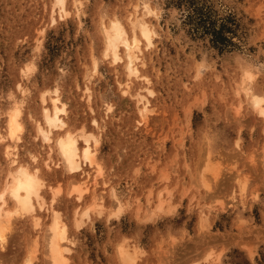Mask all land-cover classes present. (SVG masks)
Here are the masks:
<instances>
[{"label": "rangeland", "instance_id": "obj_1", "mask_svg": "<svg viewBox=\"0 0 264 264\" xmlns=\"http://www.w3.org/2000/svg\"><path fill=\"white\" fill-rule=\"evenodd\" d=\"M52 3L0 0V133L6 113L19 103L18 160L39 170L47 204L49 187L61 188L53 209L72 243L67 264H120L119 247L140 249L135 264H264V124L236 95L243 69L254 73L255 92H264V0H67L69 15L55 16V23ZM142 3L155 31L152 47L142 46L143 75L155 95L151 113L138 125L132 95L143 85L133 81L122 95L124 70L101 58L100 25L114 17L128 25V15ZM28 64L34 68L27 77L21 70ZM55 87L66 105L67 129L83 128L99 140L103 178L96 193L104 209L91 213L80 230L75 212L93 203L92 188L80 202L68 197L67 184L81 176H69L61 166L47 169L48 155L55 163L58 157L35 133L40 94ZM6 144L0 142L1 187L9 170ZM30 156L38 158L36 166ZM110 189L124 205L119 218L108 215ZM159 199L162 212L145 217ZM37 215L36 230L29 218L14 221L0 264H23L32 250L33 264H48L50 213Z\"/></svg>", "mask_w": 264, "mask_h": 264}, {"label": "bare ground", "instance_id": "obj_2", "mask_svg": "<svg viewBox=\"0 0 264 264\" xmlns=\"http://www.w3.org/2000/svg\"><path fill=\"white\" fill-rule=\"evenodd\" d=\"M79 5L80 2L74 5L76 12L79 10ZM140 5H135L133 12L128 15V25H125L114 17L107 22L102 20L100 28L103 38L101 58L108 60L113 65L122 66L124 70L126 81L120 84L122 87V95H128L130 93V84L133 81L141 82L143 85V88H139L132 95L137 105L139 116L137 123L138 125H143L147 116L151 113L150 98L155 94L149 87L151 84L150 80L143 75L144 62L142 60V46L146 49L152 47L155 31L149 21L151 10L146 3ZM50 13L52 23L56 21L55 16L60 20L67 17L69 15L67 0H53ZM29 66H31L33 71L34 67L32 64L25 65L21 70L23 76H27L32 72L27 71ZM97 72V62L95 59H92L91 74H96ZM253 74L246 69L242 70L240 86L238 85L239 90L236 92V95L239 93L242 94L252 112L261 118L264 124V116L260 115L261 112H264V92L256 93L253 89V82L255 83V76ZM17 88L23 92L20 84L17 85ZM83 91L89 93V88L85 86ZM39 99L42 120L35 122L36 137L49 146L51 152L53 151L51 146H53L55 154L58 157L55 163L49 154L43 161V165L47 169H50L51 165L55 167L61 166L67 175L81 176V180L67 184L70 185L68 187L69 190L67 189V196H74L78 202L92 188L93 203L75 212L74 228L80 230L85 221L89 219L91 213L100 215L104 209L102 196L100 193H96L98 181L103 178V168L96 158V148L99 140L96 135L91 132H86L83 128H80L77 132H72L67 129V124L64 120L67 113L66 105L62 102L57 87L52 90H44L40 94ZM89 99L90 96L87 97V100ZM109 108L111 109L107 105L106 113L110 112ZM17 111L18 115L16 114ZM90 111L93 114L92 108ZM21 116V105L14 103L5 115V134L2 135L0 133V142L8 143L5 145L4 155L9 162V170L4 177V184L2 187L0 186V250L5 248L9 231L16 219L29 218L33 229L36 230L40 226V218L37 217V212L48 211L50 213V222L46 227L45 235V251L48 264H67V256L71 253L68 244L72 243L68 239L66 224L61 220L60 214L53 209V203L60 194L61 188L60 186L55 188L49 187L51 198L49 204H47L43 196V190L46 184L40 177L39 170L35 167V169H32L29 165L19 162L16 144L20 141V136L23 133ZM91 124L96 128L98 126L95 119L92 120ZM30 160L35 166L38 164L37 157L30 156ZM87 168L92 170V174L85 171ZM102 184L103 187H106V182H102ZM204 185L205 189L207 187L209 188L208 185ZM13 190L16 191L15 196L12 194ZM109 195L112 198V205L108 215L119 218L124 211V205L119 201L115 190L110 189ZM25 200H27L28 206L32 209L31 212L22 210L21 202ZM171 210L173 209L168 207L167 212ZM154 211L162 212V202L160 199L153 211L145 213V217L153 215ZM35 240L33 242L34 245L31 246H34L36 249ZM130 252L127 248L122 249L119 247L117 256L120 264H135L140 249L137 248L134 253ZM27 255L23 264H33V250ZM248 255L252 257L253 253L249 250Z\"/></svg>", "mask_w": 264, "mask_h": 264}, {"label": "snow or ice", "instance_id": "obj_3", "mask_svg": "<svg viewBox=\"0 0 264 264\" xmlns=\"http://www.w3.org/2000/svg\"><path fill=\"white\" fill-rule=\"evenodd\" d=\"M27 71H32L31 66L28 67ZM109 111H111L110 108H109ZM16 114L18 115V111H17ZM260 115H261V116H264V112H261ZM17 130H19V129L17 128ZM74 190H75V189H74ZM12 194L15 196V195H16V191L13 190V193H12ZM21 204H22V210H23V211H25V212H31V211H32V209L28 206L27 200L21 202Z\"/></svg>", "mask_w": 264, "mask_h": 264}]
</instances>
